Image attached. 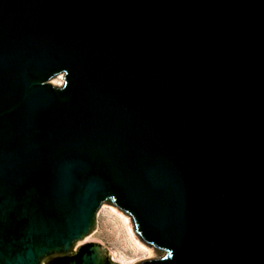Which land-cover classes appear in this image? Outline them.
<instances>
[{
  "label": "water",
  "instance_id": "water-1",
  "mask_svg": "<svg viewBox=\"0 0 264 264\" xmlns=\"http://www.w3.org/2000/svg\"><path fill=\"white\" fill-rule=\"evenodd\" d=\"M105 202L143 264H264V0H0V264Z\"/></svg>",
  "mask_w": 264,
  "mask_h": 264
},
{
  "label": "rangeland",
  "instance_id": "rangeland-1",
  "mask_svg": "<svg viewBox=\"0 0 264 264\" xmlns=\"http://www.w3.org/2000/svg\"><path fill=\"white\" fill-rule=\"evenodd\" d=\"M66 72H55L45 84L64 88ZM61 78V83L56 79ZM94 241L104 247L112 260L119 264H136L140 260L156 258V251L147 245L137 234L129 215L122 212L117 206L107 202L100 203L95 211L94 228L78 243Z\"/></svg>",
  "mask_w": 264,
  "mask_h": 264
},
{
  "label": "flooded vegetation",
  "instance_id": "flooded-vegetation-1",
  "mask_svg": "<svg viewBox=\"0 0 264 264\" xmlns=\"http://www.w3.org/2000/svg\"><path fill=\"white\" fill-rule=\"evenodd\" d=\"M93 217L79 234L64 242L45 245L34 241L32 247L35 250V260L32 264H119L101 251L98 243L94 241L78 243L90 233ZM144 262L145 260H140L137 264Z\"/></svg>",
  "mask_w": 264,
  "mask_h": 264
},
{
  "label": "bare ground",
  "instance_id": "bare-ground-1",
  "mask_svg": "<svg viewBox=\"0 0 264 264\" xmlns=\"http://www.w3.org/2000/svg\"><path fill=\"white\" fill-rule=\"evenodd\" d=\"M56 82L60 84L61 83V78H57Z\"/></svg>",
  "mask_w": 264,
  "mask_h": 264
}]
</instances>
